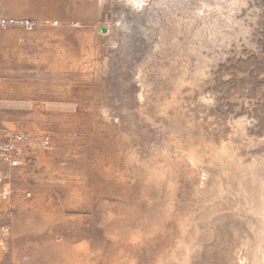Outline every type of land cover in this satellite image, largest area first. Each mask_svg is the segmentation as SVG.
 I'll use <instances>...</instances> for the list:
<instances>
[{"label": "rangeland", "instance_id": "1", "mask_svg": "<svg viewBox=\"0 0 264 264\" xmlns=\"http://www.w3.org/2000/svg\"><path fill=\"white\" fill-rule=\"evenodd\" d=\"M0 264H264V0H0ZM1 189V187H0Z\"/></svg>", "mask_w": 264, "mask_h": 264}, {"label": "built area", "instance_id": "2", "mask_svg": "<svg viewBox=\"0 0 264 264\" xmlns=\"http://www.w3.org/2000/svg\"><path fill=\"white\" fill-rule=\"evenodd\" d=\"M15 19L0 17V27L15 24ZM38 148L27 133L18 132L9 135L6 139H0V160L18 167L34 157V149ZM0 199L7 201L11 197L12 190L6 186V175L0 169ZM11 237V228L4 221V214L0 211V251L7 252Z\"/></svg>", "mask_w": 264, "mask_h": 264}]
</instances>
